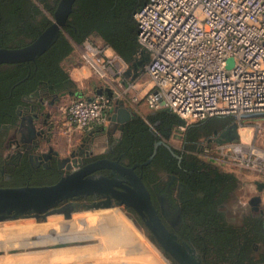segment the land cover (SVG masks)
Returning a JSON list of instances; mask_svg holds the SVG:
<instances>
[{
	"label": "built area",
	"instance_id": "built-area-1",
	"mask_svg": "<svg viewBox=\"0 0 264 264\" xmlns=\"http://www.w3.org/2000/svg\"><path fill=\"white\" fill-rule=\"evenodd\" d=\"M133 17L135 59L144 60L152 83L145 101L154 111L167 109L193 122L264 112V0H146ZM76 45L99 80L127 77L132 64L118 55L108 56L89 39ZM109 105L104 94L75 95L60 108L64 126L94 132L109 121ZM255 127L264 132V125ZM199 152L207 160L221 157L264 173V149L258 145L209 140Z\"/></svg>",
	"mask_w": 264,
	"mask_h": 264
},
{
	"label": "flooded vegetation",
	"instance_id": "flooded-vegetation-1",
	"mask_svg": "<svg viewBox=\"0 0 264 264\" xmlns=\"http://www.w3.org/2000/svg\"><path fill=\"white\" fill-rule=\"evenodd\" d=\"M41 1L44 0H34L35 4L38 5L39 8H41L49 17L50 23L43 29H37L35 24L36 22L30 21L23 15V20L27 22L24 25L25 28L35 26V30L37 31L36 35L34 37L31 36L27 38L26 44L23 46H0V48L18 49L26 47L35 42L38 37L51 26V24L55 21V11L61 0H50V2H48L50 6L54 8L52 14H49L43 9ZM75 1L76 0H73L66 17V21L60 27L59 33L62 31L64 32V27L68 25V19L71 20L69 15L72 12V7ZM110 1L111 0H98L97 2L102 10L105 6L109 5ZM20 16L21 14L4 10L3 13H0V24L3 19H6L7 24H15L13 21L16 19L21 20ZM91 23L92 20L85 17L83 20L78 21V26L72 25V28L76 34L79 35V33L84 28L91 25ZM8 30L9 29H6L7 32H10ZM28 33L31 35L32 31H28ZM59 33L55 35L51 43L44 50L39 52L32 59L17 62H0V72L10 69L11 65L14 63L21 62H27L28 68L33 66V70L37 71V64H39V62H44L46 59L45 57H40L54 44ZM0 34H2V30ZM24 34L25 33L22 32L19 37L23 38ZM89 36L100 37L95 32H92ZM6 37L10 38V36L7 35ZM34 75L36 77H40L36 80L37 82L35 88L27 94H19V98L17 96V92L13 91L15 84L8 88H4V91L0 90V95L6 94L5 104L7 103V105H4V109H0V186L13 184L15 182L26 184L53 182L55 179H59L62 174L67 172L66 166L68 164L73 165V159L75 160L74 163H76L79 168L85 167L99 160H111L124 168L131 169L132 172L135 173L145 186L151 203L159 218L169 231L176 234L178 239L177 234L181 229L184 204L189 201V196L185 197V195H189V193H191L184 180V174H187L184 164L189 159V155H192V152L189 150V143L192 142L191 140L193 137H191V140L189 141V133H187L186 137L182 140V146L179 149L170 145L168 143V138L160 136L156 133L152 135L153 142L151 144L142 143L135 139H130V137L125 133V127H127L130 121L134 119L132 118L125 122L117 123V125L109 126L107 128L108 132H106V141L98 147H92V142L90 143V141L94 138L93 137L92 139H88V144L83 143L66 157H60L59 154H55L49 150V148L46 151H41L39 150V146L40 143L45 141L47 138L45 127L49 124V114L46 111V106L56 104L62 97V94H65L67 91L70 82L68 77L63 78L60 73L50 67L42 70V72L39 71L38 74L37 72H34ZM2 82L3 79L0 75V87L3 86ZM42 105L44 106L43 109H41ZM219 120L222 121L218 123V120L212 122L217 124H215V127L212 129V136L208 138V141L219 138L221 132L225 131L230 126L228 120L225 118L221 117ZM222 126H224L223 129L218 130V128H221ZM40 129H43V131L41 132ZM91 174L104 175L132 187L131 175L122 172L118 168H100L94 170ZM257 185L263 186V184L258 183ZM113 188L114 190L120 192V196L122 197L129 194V192L123 187L114 185ZM116 196H119V194L116 193L115 196L110 195V200L116 203L120 202L121 198ZM95 199L97 200L99 197L88 195L78 198L79 201L86 203L95 201ZM161 202L166 205L169 212L179 208L180 221L178 223L179 228L177 231H174L163 217ZM249 205L255 209H264L262 199L258 203L256 201H252V203L249 202ZM252 207L250 208L245 205V209H247V211L243 213L241 217L250 218L247 220L260 219L261 228H258L257 235H260L262 241L260 243L253 242L250 249L245 248L238 250L236 255L233 256L235 264H254L252 261L255 262V260L251 261V256L252 253L256 251H261L262 260L264 262V213L254 211ZM127 210L130 211L133 215H131V213L129 214L141 224H144L148 219L146 212L142 209L137 211L132 207H128ZM169 217L174 223L177 222L176 218H172L171 215H169ZM227 219L228 211L226 210V204L222 202L218 204L215 209H213L211 215L209 214L208 221L202 225V227L205 228H202L201 230L203 233L211 232L218 242H222V238L224 236L220 233H224L225 235V231L222 229L219 222H225ZM50 221L53 220L50 219ZM72 221L74 223L79 221V219L73 218ZM80 222L83 223V221ZM248 223L252 224V221ZM10 227H17L20 230L24 228H28L30 230L36 228L35 226H32V224L28 223L0 224V232L6 231L7 229L9 230ZM82 234L70 235L64 239H61L58 234L56 235V239L62 240L64 245H72L74 241L83 238ZM84 237L86 238V235ZM59 240L54 242V246L60 244ZM189 244L195 247L191 242H189ZM66 250L67 249L63 248V250H54L49 253L52 257L58 259V257L60 258L66 256ZM195 255H198L200 264H202L201 260L206 257L205 251L202 252L196 249ZM152 258L156 264H163L156 257L153 256Z\"/></svg>",
	"mask_w": 264,
	"mask_h": 264
},
{
	"label": "rangeland",
	"instance_id": "rangeland-1",
	"mask_svg": "<svg viewBox=\"0 0 264 264\" xmlns=\"http://www.w3.org/2000/svg\"><path fill=\"white\" fill-rule=\"evenodd\" d=\"M86 39L93 40L102 46L108 55L116 53L99 37L88 36ZM61 66L71 82L68 90L70 94L63 95L55 106L47 109L49 114V124L45 127L47 138L39 146L41 151H46L51 147L60 157H66L72 151H75L78 146L89 143V135L86 138L87 140H84L86 133L74 127L69 130L61 122L63 115H61L62 117L59 116L60 114L58 115V109L64 106L74 95L96 96L98 89L102 90L103 87L109 86L112 95L109 98L110 105L106 112L107 117L113 112L117 100H121L137 117L146 121L148 115H151L154 111L145 101L146 93L151 89L152 83L144 70L139 71V74L134 78L130 75L121 79L119 75L112 76L109 82L111 85H108L109 83L99 80L94 74L90 73L86 66L81 67L80 80L76 76L74 78V75L70 76L71 71L66 68L64 60L61 62ZM50 113L54 116H50ZM225 117H228L229 124L236 122L238 125V140L235 142L244 144L246 148L258 145L259 148L264 149V132H255L256 125H264V116L248 119L233 116ZM182 120L185 124L174 126L168 138V143L176 149L182 146V140L191 127L197 128L200 126L199 122ZM109 125L110 121L106 123L104 129ZM214 127L215 125H210L199 129L198 132H201L202 135L198 136L196 139L198 143L195 145L196 141H194V145L197 147L199 143L200 145L202 143L206 144V138L202 136L209 134V131L212 132ZM223 127L218 130L223 129ZM96 132L99 134L94 135L93 139L103 144L106 138L103 137L101 128ZM198 156L202 160L211 161L204 158L200 152L197 154ZM212 162L220 171L233 174L238 181L234 193L226 203L227 220L229 222L235 223L240 219L241 215L247 211L245 205L252 207L249 202L253 197H261L262 204H264V185H257V183L264 184V173L257 169L241 168L221 157L215 161L216 163ZM253 210L264 213L262 208H253ZM129 213L131 212L115 206L73 212L68 215L53 214L44 219L25 218L0 221V224L28 223L36 227L31 230L10 227L9 230L0 232V264H156L152 258L153 256L163 264H172L170 259L162 254L159 247L149 237L146 226L134 219L131 216L132 213L131 215ZM73 218H78L79 221L73 223ZM50 219L53 221H50ZM80 221H83V223ZM180 231L177 234V240L180 243L189 244V231L183 233H180ZM80 233H83L82 240H76L72 245H64L62 240L56 239L58 234L61 239H64L70 235H79ZM57 240L60 244L54 246V242ZM63 248L67 249L66 256L58 257V259L52 257L49 253L54 250H63ZM213 249L212 247L210 251L205 252L206 257L201 260L202 264H220L218 255ZM253 258L258 264L262 263L261 251L254 252Z\"/></svg>",
	"mask_w": 264,
	"mask_h": 264
},
{
	"label": "trees",
	"instance_id": "trees-1",
	"mask_svg": "<svg viewBox=\"0 0 264 264\" xmlns=\"http://www.w3.org/2000/svg\"><path fill=\"white\" fill-rule=\"evenodd\" d=\"M97 1L76 0L69 15V18H71V20L68 19L69 26L64 27V32L59 33L54 44L40 57H45L46 59L44 62L37 64V71L33 70V66L29 67L30 71L27 62L14 63L10 69L0 72L3 79V86L0 87V90L4 91V88L15 84L13 91L17 92L19 98V94H27L35 88L36 80L40 77H36L34 72L38 74L39 71L42 72L47 67L56 70L63 78L68 77L61 66V62L72 52L73 43L81 44L92 32L98 34L106 45L112 48L123 61L131 64L138 51L136 40L137 25L133 15L146 0H111L109 5L102 10ZM48 2L50 0H44L41 1V4L46 12L52 14L54 8ZM4 10L21 14V20H12L15 24H7L6 19L1 21L0 46L20 47L26 44L27 38L36 35L35 26L25 28L24 25L27 22L23 20V15L30 21L36 22L37 29H43L50 23L49 17L35 4L34 0H0V13H3ZM85 17L92 20V23L77 35L72 25L78 26V21L83 20ZM6 29H9L8 31L10 32H7ZM28 31H32V34L29 35ZM22 32L25 33L23 38L19 37ZM6 35L10 36V38H7ZM5 98L6 94L0 95V109H4V105H7V103L5 104ZM221 117L228 120V117L225 116L209 117L198 121L200 126L197 128L191 127L187 132L189 133V141L191 137L193 139L189 145L192 155H189V159L184 164L187 171V174H184V180L191 193L185 195V197L189 196V201L184 204L180 233L189 231V241L199 251L207 253L213 247L214 252L218 255L220 264H235L233 256L236 255L238 250L250 249L253 242L260 243L262 241L260 235H257L258 228H261L260 219L247 220L250 218L241 217L235 223L229 222V220L219 222L225 231V235L220 233L224 236L222 238L223 241L225 240L224 242H218L211 232L203 233L201 230L205 228L202 225L208 221V216L209 214L211 215L213 209L222 202L226 204L238 185V181L233 174L220 171L212 164V161L202 160L201 157H197L199 153L196 154L200 147V143L197 147L195 146L198 143L196 139L199 135H202L198 130L221 122L222 120H219ZM215 121L217 123H212ZM184 124V121L171 111L158 109L148 115L147 121L139 117L134 118L125 127V133L130 139L151 144L154 133L169 138L171 129L174 126H182ZM208 133L202 136L206 138V142L212 136L211 131ZM194 141H196L195 145ZM57 179L49 183L26 184L15 182L0 187L48 185L55 183ZM250 221H252V224L248 223ZM184 234L186 235L187 233ZM151 239L154 241L153 237ZM253 255L254 252L252 253L251 261L254 259ZM252 263L258 264L256 261H252ZM259 264H264L263 260Z\"/></svg>",
	"mask_w": 264,
	"mask_h": 264
},
{
	"label": "water",
	"instance_id": "water-1",
	"mask_svg": "<svg viewBox=\"0 0 264 264\" xmlns=\"http://www.w3.org/2000/svg\"><path fill=\"white\" fill-rule=\"evenodd\" d=\"M73 0H61L55 11V21L51 26L41 34L32 44L18 49L0 48V62H17L32 59L39 52L44 50L59 33L60 27L65 23L67 14L70 10ZM144 61H137L131 65L125 75L134 71L132 78L142 71ZM106 95L111 98L112 92L106 87L97 90V95ZM64 95V94H62ZM113 112L109 116L110 125H117L132 118L137 117L133 111L126 107L121 100H117ZM44 106H41L43 109ZM258 116H264V112L249 113L241 115L240 119H248ZM237 118V117H235ZM108 126V127H109ZM107 127V128H108ZM101 128V133L106 138L108 129ZM238 125L236 122L223 132L216 139L217 143L235 142L238 140ZM42 132L43 129H40ZM98 135V132H90L88 135ZM84 138V140L86 139ZM41 144V143H40ZM104 144V143H103ZM99 142L92 139V147H98ZM49 150L58 154L51 147ZM73 159V165L66 166L67 172L52 184L39 186H19V187H0V221L18 220L25 218L44 219L53 214H70L81 212L89 209H101L118 206L122 210L132 207L137 211L144 210L148 216L144 225L149 237L154 238V243L159 247L165 257H168L172 264H200L196 249L190 244L180 243L177 241L176 234L169 231L159 218L155 208L149 198L148 192L140 179L132 172L131 169L124 168L111 160H99L85 167L79 168ZM100 168H118L124 173L131 175V186L111 179L104 175L91 174ZM125 188L129 194L120 196V192L114 190L113 186ZM119 194L120 202H112L110 195ZM88 195L98 196L99 199L86 203L81 202L78 198ZM162 204V202H161ZM162 215L169 223L170 227L177 231L180 221L179 208L169 212L165 204H162ZM172 218H176L174 223ZM136 222V221H135ZM139 225V224H138Z\"/></svg>",
	"mask_w": 264,
	"mask_h": 264
},
{
	"label": "crops",
	"instance_id": "crops-1",
	"mask_svg": "<svg viewBox=\"0 0 264 264\" xmlns=\"http://www.w3.org/2000/svg\"><path fill=\"white\" fill-rule=\"evenodd\" d=\"M95 37H97V36H95ZM100 39H102L101 37H99ZM92 42H94L93 40H91ZM102 41H103V39H102ZM96 45H98V46H100L99 44H97L96 42H94ZM74 46H73V50H72V52L64 59V62H65V65H66V68L67 69H69L70 71H71V74H70V76H73L74 75V78H75V76L77 77V78H79V80H80V76H81V73H82V71H81V67L82 66H86V64L82 61V59L80 58V51H81V48H80V46H78V45H76V44H73ZM100 47H102V46H100ZM103 48V47H102ZM104 49V48H103ZM106 53V52H105ZM107 54V53H106ZM108 55V54H107ZM115 55H118V54H116V53H114V54H110V55H108V56H115ZM119 56V55H118ZM134 62H132V64L133 63H135V62H137V61H144L143 59H138V60H136V59H134L133 60ZM131 65V64H130ZM87 67V66H86ZM87 69L89 70V72L90 73H92L91 72V70L87 67ZM142 70H143V67H142ZM133 73H132V75L134 74V71H132ZM93 74V73H92ZM68 79H69V77H68ZM69 82H70V80H69ZM71 83V82H70ZM69 87H70V85H69ZM69 87H68V89H67V93L65 92V94H70V92H68V90H69ZM65 94H64V96H65ZM75 96V95H74ZM74 96H72V97H74ZM62 97H63V95H62ZM71 97V98H72ZM56 104H54V105H48V106H46V111H47V109L49 108V107H52V106H55ZM60 114V115H59ZM58 115L59 116H61L62 114H61V112H60V109H58ZM50 116H54V115H52L51 113H50ZM62 117V116H61ZM54 118V117H53ZM63 117H62V119H61V122H62V124L64 125V122H63ZM98 129H100V127H95L94 129H92L91 131H93L94 130V132H96V131H98ZM70 130V129H69ZM45 131H46V129H45ZM82 131V130H81ZM47 132V131H46ZM83 133H86L87 134V132L89 133L90 131H82ZM86 135H84V138H86L85 137ZM94 137V135H89L88 136V139L90 138V139H92ZM87 140V139H86ZM263 184V183H262ZM264 185V184H263Z\"/></svg>",
	"mask_w": 264,
	"mask_h": 264
},
{
	"label": "bare ground",
	"instance_id": "bare-ground-1",
	"mask_svg": "<svg viewBox=\"0 0 264 264\" xmlns=\"http://www.w3.org/2000/svg\"><path fill=\"white\" fill-rule=\"evenodd\" d=\"M260 200H261V197H259V196H255V197H253L252 199H251V203H252V201H256L257 203L258 202H260Z\"/></svg>",
	"mask_w": 264,
	"mask_h": 264
}]
</instances>
